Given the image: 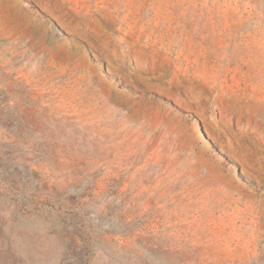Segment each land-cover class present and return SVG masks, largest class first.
Instances as JSON below:
<instances>
[{
	"label": "rangeland",
	"instance_id": "rangeland-1",
	"mask_svg": "<svg viewBox=\"0 0 264 264\" xmlns=\"http://www.w3.org/2000/svg\"><path fill=\"white\" fill-rule=\"evenodd\" d=\"M0 264H264V0H0Z\"/></svg>",
	"mask_w": 264,
	"mask_h": 264
}]
</instances>
